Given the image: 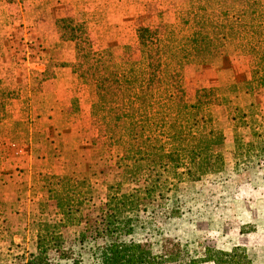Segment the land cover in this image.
Instances as JSON below:
<instances>
[{"label": "rangeland", "instance_id": "374dc122", "mask_svg": "<svg viewBox=\"0 0 264 264\" xmlns=\"http://www.w3.org/2000/svg\"><path fill=\"white\" fill-rule=\"evenodd\" d=\"M26 1L0 0V264H20L34 252L40 223L59 218L55 198L71 192L82 219L62 229L63 250L80 264H93L109 186L120 181L129 192L145 182L124 173L121 146L98 137L96 91L79 79L75 44L60 39L57 25L68 18L84 22L94 50L110 51L115 60L125 53L137 59V29L174 26L188 0H74L49 9ZM254 67L253 58L233 46L208 64L183 67L187 96L233 86L229 105L241 111L209 108L222 132L213 145L225 160L219 171L139 203L127 239L165 256L163 264H213L201 259L206 251L235 249L251 264H264V87L248 85ZM58 179L70 186L56 185ZM57 254L52 262L71 264Z\"/></svg>", "mask_w": 264, "mask_h": 264}, {"label": "trees", "instance_id": "16d2710c", "mask_svg": "<svg viewBox=\"0 0 264 264\" xmlns=\"http://www.w3.org/2000/svg\"><path fill=\"white\" fill-rule=\"evenodd\" d=\"M57 29L61 40L75 44L79 79L96 91L92 117L98 137L121 146L124 173L132 182H145L129 192L122 190L120 181L109 186L113 192L101 217L103 242L93 264H163L165 256L127 239L139 203L163 198L183 180L219 171L225 160L213 151V145L222 139V132L209 108L225 104L241 111L229 105L227 92L233 86L199 88L187 96L183 67L208 64L233 46L255 62L248 85L264 87V0H188V9L178 12L174 26L137 29V59L125 53L115 60L110 51L94 50L84 22L60 20ZM62 179L56 185L70 186ZM72 195H52L60 205L59 218L40 223L34 252L21 256L18 263L58 264L51 261L52 253L71 259V264L82 263L63 250L62 229L82 219L72 208ZM129 213L134 218L125 216ZM201 259L213 264H251L239 249L206 251Z\"/></svg>", "mask_w": 264, "mask_h": 264}, {"label": "crops", "instance_id": "0c3cea01", "mask_svg": "<svg viewBox=\"0 0 264 264\" xmlns=\"http://www.w3.org/2000/svg\"><path fill=\"white\" fill-rule=\"evenodd\" d=\"M74 0H27L26 4L30 5V7L34 8V9H49V8H54L56 6H60L63 4H67L68 2H71ZM57 12H54L53 14H56ZM1 16H0V22H1ZM22 20H24V18H22ZM24 29V26H23ZM24 32V31H23ZM57 40H55L56 42ZM59 45H64V44H70L68 43H64L61 41H57L56 44ZM58 46V45H57ZM57 53V51H55ZM64 70V69H63Z\"/></svg>", "mask_w": 264, "mask_h": 264}]
</instances>
